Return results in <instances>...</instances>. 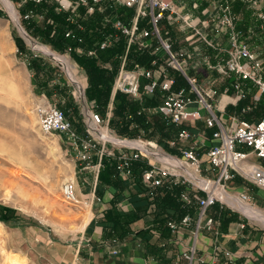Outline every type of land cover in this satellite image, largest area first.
Masks as SVG:
<instances>
[{
    "label": "built area",
    "instance_id": "obj_1",
    "mask_svg": "<svg viewBox=\"0 0 264 264\" xmlns=\"http://www.w3.org/2000/svg\"><path fill=\"white\" fill-rule=\"evenodd\" d=\"M41 2L43 0H32ZM62 7L70 8L73 4H84L88 11L94 9V5L113 3L135 10L130 27L123 25L120 20L115 22V27L129 35L128 44L138 42L140 47L151 48L152 54L158 51L166 54L164 64L182 73L189 86L173 90L175 79L168 76L165 65L159 64L153 69L136 66L134 69H126L122 62L113 84V93L121 92L131 99H139L145 94H152L157 88L164 92L160 101L151 111L160 116L161 122L166 125H174L178 130L174 138L168 139L161 144L156 140L139 135L128 138L118 135L110 126L112 106L108 105L106 114L103 116L97 110L93 101H89L85 95V89L76 91V100L81 104L85 135L81 136L74 128L66 112L55 104L39 105L36 107V115L40 130L44 134L57 133L62 141L75 152L76 159L82 164L81 170L92 172L94 185H96L99 173L103 167L105 158L115 157V171L117 179L124 184H129L134 178L133 162L142 158L146 159L148 167L141 174V182L147 189L175 185H185L181 198L190 203L192 198L196 199L198 211L193 217L185 215L179 222L169 221L167 226L172 232H176L181 226L193 224L192 233L195 242L183 254L187 264L195 261L203 262L197 256L196 238L199 233L216 232V220L212 208L217 204L221 208L232 209L230 204L221 199L213 190L204 187L193 180L188 174L171 162L157 158L155 151L165 158L174 159L185 167L192 169L198 176V181H209L228 190V186L237 177L242 178L254 187L264 191V117L246 118L243 113H248L256 107L255 105L264 96V59H261L245 40L242 31L237 28V17L232 12L231 0H224L216 8L213 17L220 12L216 18L213 30L218 35L225 32L226 40L210 39L208 35L194 23V19L188 15L179 14V7L173 0H56ZM196 4L202 0H193ZM253 8H259L264 0H240ZM67 8V9H68ZM175 15L176 19L182 21L186 29H191L185 37V41L193 45L201 42L208 49L217 54L225 55L219 61L217 55L214 61L205 55L208 68H214L225 75L228 85L235 92L234 101H227L228 105L238 104V101H249L239 111V114L223 116L225 107L217 106L218 90L204 89L196 84L197 79L186 73L183 59L186 51H173L169 39H164L159 25L165 19ZM258 18L264 19V15L258 13ZM170 19H172L170 17ZM146 20L150 28L142 29L136 34L138 21ZM264 30V23L262 24ZM249 31H251L249 29ZM196 39V40H195ZM153 41L159 45L153 47ZM107 44H101L104 48ZM78 52H82L77 49ZM93 54V52H89ZM213 58V57H212ZM220 59V60H221ZM218 60V61H217ZM159 57L153 61L155 64ZM213 63V64H212ZM156 73V75H155ZM228 91V88L224 90ZM226 95L227 94H221ZM203 123L206 129H211L208 143L205 147V159L198 154V143L194 142L193 132L190 126ZM112 132L116 138L126 141H139L143 148L137 144H117L109 137ZM191 141L190 144H188ZM178 147L179 153H173L166 148ZM199 192L203 194L200 195ZM233 192V191H231ZM242 202L249 203L251 197L246 190L233 192ZM62 196L68 203H78L79 197L73 182L67 181L62 185ZM224 255L230 258V252L224 251ZM215 264V263H212Z\"/></svg>",
    "mask_w": 264,
    "mask_h": 264
},
{
    "label": "rangeland",
    "instance_id": "obj_2",
    "mask_svg": "<svg viewBox=\"0 0 264 264\" xmlns=\"http://www.w3.org/2000/svg\"><path fill=\"white\" fill-rule=\"evenodd\" d=\"M70 1L73 3L76 0ZM10 2L16 10L18 24L0 0V205L15 209L18 216L7 222L0 220V264H59L56 258L59 249L89 237L92 230L100 226L101 220L98 209L95 208L96 200L83 201L79 194L78 203L72 204L64 200L63 183L75 180L73 183L77 190L83 179L92 181L93 173L81 170L82 164L76 159L75 152L69 149L57 133L44 134L40 130L36 107L55 104L67 112L66 115L71 116L68 119L74 121V128L84 136L82 107L75 97L80 88L86 90L85 83H88V79L70 53L55 50L29 34L23 26L20 1ZM62 8L67 10L68 7ZM237 10V28L242 31L245 40L257 55L264 59V19L258 18V13L264 15V4L259 8L241 4ZM159 28L162 37L169 39L174 51L173 33L167 32L165 22ZM17 36L24 42V50H19L15 41ZM183 42L177 41L176 46L180 48ZM161 52L158 51L159 63L165 65L167 56ZM210 53V49L204 46L202 54L213 57ZM37 55L46 59L49 87L56 82L65 83L69 88L68 95L60 99L57 95L49 98L45 91L39 89L37 77L27 64V60L34 59ZM57 56L65 57L71 63L73 78ZM224 56L217 54L216 58L222 63L221 58H225ZM205 70L206 73L200 74L196 84L204 89L218 90V96L227 94L226 102L234 101L232 96H235V92L228 85L225 75L214 68ZM10 84L17 89L18 99L6 98ZM226 88L228 91L224 93ZM241 101L244 102L243 105L249 102L244 99ZM69 102L72 103L71 110L64 109ZM236 105L229 103L223 115L239 114L235 109ZM254 111L255 108L239 116L250 118L254 116ZM190 143L191 141L188 144ZM233 184L244 187L251 198L255 195L249 203L264 212V196L258 195L252 184L239 177ZM232 187L233 185L228 186L227 191L240 190ZM231 207L230 213L264 232V226Z\"/></svg>",
    "mask_w": 264,
    "mask_h": 264
},
{
    "label": "trees",
    "instance_id": "obj_3",
    "mask_svg": "<svg viewBox=\"0 0 264 264\" xmlns=\"http://www.w3.org/2000/svg\"><path fill=\"white\" fill-rule=\"evenodd\" d=\"M19 1L23 26L29 34L40 39L43 43L51 45L55 50L70 53L77 65L85 71L88 79L86 96L89 101L95 103L98 112L103 116L106 114L113 84L122 62L126 69H134L136 66L153 69L160 64L159 61L153 63L159 55L151 53L152 47H140L137 41L128 44L129 35L115 27L117 20L127 27L131 26L135 14L133 8L103 3L94 5V9L89 12L88 6L84 4L75 3L66 10L53 0H43L39 3L32 0ZM41 18L43 19L41 20ZM137 26L136 34H139L144 28H150L146 20H139ZM15 41L19 50H24L22 39L17 36ZM104 42L107 45L101 48L100 46ZM157 43V41H153V47L157 46ZM77 49L82 52H78ZM91 51L93 54H89ZM211 59L215 60L214 57ZM27 64L37 77V86L45 91L49 98L57 95L60 99L68 95L69 88L65 83L56 82L49 87V67L42 55L27 60ZM165 71L168 76L175 79L173 90L189 86L186 78L179 71L166 65ZM163 95L164 92L160 88H157L152 94L143 95L141 100L131 99L124 93L116 92L112 100L113 110L109 126L118 135L128 138L144 135L147 138H156L159 143L174 138L178 127L161 122L160 116L150 110L157 105ZM243 103V101L238 102L236 111L241 110ZM71 105V102L67 103L64 109L71 110ZM76 112L78 113L77 108ZM253 115L252 117H264V96L257 103ZM69 117L71 118V116ZM166 148L173 152V149L168 145ZM116 162L115 157L103 160V167L99 173L101 184L120 186L121 183L117 179L114 168ZM132 165L133 176L139 181L142 172L148 167L147 161L142 158L134 161ZM184 190L185 185L181 183L172 186L165 185L153 190L145 188L151 202L160 206V210L156 214V222L163 232L169 228L167 226L169 221L179 222L185 215L191 217L196 215L198 211L196 199L191 197L190 203L184 202L181 198ZM199 194L203 193L199 192ZM17 216L15 209L0 205V220L7 222ZM218 218L226 224L236 217L233 214L227 215L226 212L220 211ZM105 219L113 222V226L109 228V235H113L117 240L129 231L128 225L134 216L126 213L113 214L108 211Z\"/></svg>",
    "mask_w": 264,
    "mask_h": 264
},
{
    "label": "crops",
    "instance_id": "obj_4",
    "mask_svg": "<svg viewBox=\"0 0 264 264\" xmlns=\"http://www.w3.org/2000/svg\"><path fill=\"white\" fill-rule=\"evenodd\" d=\"M173 1L179 7V14H186L193 18L194 23H198V26L210 39L221 42L226 40L225 32L215 35L213 30L220 12H217L214 17L213 14L217 6L224 0H202L197 4L193 0ZM241 4L245 5L246 3L240 0H231L232 12L237 19V7H240ZM170 17H167L169 19H165L163 22L166 23L167 32L173 33L174 50L186 51V57L183 59L186 73L197 79L201 73L205 74L204 71H207L205 68H208L205 54H202L204 45L201 42H196L193 45L186 42L185 37L192 30L186 29L182 21L176 19L175 15ZM177 41H184L180 48L176 46ZM210 51L213 57L217 55L216 52ZM85 84L87 85V81ZM113 96L112 89L108 104L112 106V110ZM223 96L217 98L219 109L222 108ZM226 104L227 102L223 107L226 108ZM190 129L193 132L194 142L199 144L198 154L201 159H205V145L208 143L211 129H206L201 122L191 125ZM110 133L115 137L112 132ZM151 139L157 141L155 138ZM170 148L173 149V153H179L178 147ZM233 182L229 186L233 185L234 190L238 188H240L239 191L246 190L241 185H234ZM80 183L77 193L83 201L94 202L96 200L95 208L98 209L101 223L99 227L92 230L89 237L81 239L72 246L60 248L56 254L59 264H187L183 254L195 242L192 233L193 224L181 226L176 232H172L169 228L163 232L156 222V214L160 210V206L151 202V199L147 197L141 180L133 178L129 184L120 181V186L103 185L99 182V178L96 185H94L93 179L92 181L83 179ZM256 193L264 196V191L258 188H256ZM254 197L256 196L252 195V198ZM108 211L113 214L126 213L134 216L128 225L129 231L117 240L113 235H109V228L113 226V222L105 219ZM220 211L226 212L227 215L233 214L230 213L231 210L225 207L221 208L219 204L212 208L216 220V232L198 234L196 238L197 256H200L203 262L195 261L194 264H264V232L241 220L236 214H233L236 217L233 221L224 224L218 218ZM224 251L230 252V258L224 255Z\"/></svg>",
    "mask_w": 264,
    "mask_h": 264
},
{
    "label": "bare ground",
    "instance_id": "obj_5",
    "mask_svg": "<svg viewBox=\"0 0 264 264\" xmlns=\"http://www.w3.org/2000/svg\"><path fill=\"white\" fill-rule=\"evenodd\" d=\"M2 1L5 4V6L7 7V9L9 10V12L11 13V15L13 16L15 22L18 24L17 14H16V10H15L13 4L10 2V0H2ZM20 29L22 30L21 27H20ZM57 57L66 66V68H68L69 74L73 78L74 74H73V70H72V65L68 61V59L65 57H59V56H57ZM6 96H7L6 98H8V100H11V99L15 100V99L19 98V94H18L17 89L11 84L8 86V92H7ZM226 99H227V96H223L222 102H221V107H223V105L226 103ZM108 136L113 138V141L117 144H122V145L137 144V145L141 146L142 148L144 147L143 144L139 141H136V142L132 141L131 142V141L119 139V138L114 137L110 132H109ZM155 155L157 158L167 160L168 162L170 161L171 164H173L176 167H179L183 172L188 174L193 180L199 182L204 187L213 190L221 199H224L225 201H227L228 204H230L231 206L236 208L238 211H240L243 215L248 217L250 220L264 226V212L261 209L253 206L251 203L240 201L232 192L227 191V190H223L220 186L213 184L212 182L203 181V180L198 181L197 174L192 169L185 167L183 164H181L177 160H174V159L169 160L168 158H165L163 155H161L157 151H155ZM18 177H19V174H18ZM0 224H2V223H0Z\"/></svg>",
    "mask_w": 264,
    "mask_h": 264
}]
</instances>
